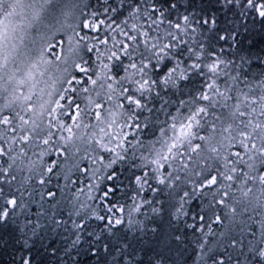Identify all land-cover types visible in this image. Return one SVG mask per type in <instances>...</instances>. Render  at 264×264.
<instances>
[{"label": "snow or ice", "instance_id": "1", "mask_svg": "<svg viewBox=\"0 0 264 264\" xmlns=\"http://www.w3.org/2000/svg\"><path fill=\"white\" fill-rule=\"evenodd\" d=\"M0 264H264V0H0Z\"/></svg>", "mask_w": 264, "mask_h": 264}]
</instances>
